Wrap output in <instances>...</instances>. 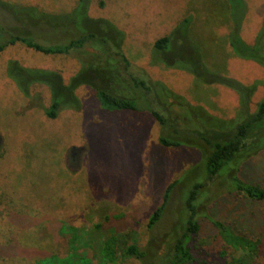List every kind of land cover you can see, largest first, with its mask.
<instances>
[{"label":"rangeland","instance_id":"1","mask_svg":"<svg viewBox=\"0 0 264 264\" xmlns=\"http://www.w3.org/2000/svg\"><path fill=\"white\" fill-rule=\"evenodd\" d=\"M1 1L61 18L54 31L50 27L37 30L39 35L33 39L42 46L67 45L87 33V27L89 32L97 29L93 20L109 22L116 29L113 39H120L118 32L124 39L106 44L93 40L64 55L20 44L0 53V264H163L180 232L187 193L205 176L203 151L187 145L163 146L164 132L149 112L105 110L87 86L75 91L79 101L75 108L65 107L56 119H50L46 112L53 104V91L37 84L26 94L16 81L15 66L53 73L50 77L61 76L64 86H69L83 73L84 63L92 64V56L102 55V46L120 49L133 68H140L193 108H202L206 113L194 116L205 119L204 123L236 120L242 100L225 83L257 84L251 97L254 112L264 101V66L239 57L230 45V1L89 0L86 16L82 12L74 17L69 16L80 0ZM244 2L247 11L241 37L255 46L264 36V0ZM85 18L90 20L86 24ZM71 19L78 23L76 30L65 28ZM185 21L179 36L185 41L190 31L199 47L207 69L201 78L182 69L188 65L187 52L194 56L191 42L187 41V49L170 46L180 59L175 67H169L171 58L165 59L155 48L158 40L176 33ZM0 22L8 29L18 24L1 7ZM244 165L240 177L264 190V150ZM176 182L163 217L149 230L151 216ZM223 187L217 180L207 189L200 213L228 222L255 207L241 194L228 195ZM258 208L264 218V204ZM201 220L203 231L196 244L214 253L220 263L264 264V258L246 262L243 253L212 232L206 217ZM112 238L117 259L106 262L105 243ZM130 245L145 252L142 261L125 255ZM243 259L246 263H240Z\"/></svg>","mask_w":264,"mask_h":264},{"label":"trees","instance_id":"2","mask_svg":"<svg viewBox=\"0 0 264 264\" xmlns=\"http://www.w3.org/2000/svg\"><path fill=\"white\" fill-rule=\"evenodd\" d=\"M231 3V20L233 29L229 34V42L239 57L255 60L264 66V36L255 42V46H249L241 37V25L245 17L247 6L244 0H229ZM89 0H80L78 7L71 16L74 17L82 12H87ZM0 7L11 14L18 22L16 27L10 29L3 27L0 22V37L5 43L0 44V53L9 45H23L24 47L36 50L45 54L64 55L71 51L83 49L90 41L98 40L100 44L119 41L124 37L122 33L119 40L113 39L116 29L103 20L90 21L85 18L84 23L92 22L97 29L87 27V33L82 34L78 39L71 40L67 45H56L46 47L34 41L33 36H38L39 28H48L54 31L58 28V16H53L39 11L37 8H29L5 3L0 0ZM68 17V18H69ZM188 21V20H187ZM185 21L176 33L170 34L155 43V48L160 50L163 57L171 58L169 67H175L180 59L170 52V46L180 49H187V41L193 44L194 56L188 53V65L182 66L198 78L205 76L206 67L201 63V52L198 46L192 41L190 31L184 39L179 34L182 27L186 26ZM189 24V22H188ZM187 24V25H188ZM72 19L65 28L77 29ZM181 28V29H180ZM56 33H53L55 35ZM179 40H182L181 43ZM263 42V43H262ZM186 45V46H185ZM102 46V45H101ZM102 55L92 56V62L84 63L86 66L82 74L76 76L69 86H64L61 76L47 73L43 70L25 69L15 66V76L20 88L27 94L31 85L45 84L53 91L54 101L51 109L46 112L47 117L56 119L62 109L75 108L79 104L75 91L81 86L91 87L96 93V98L101 106L108 111H147L160 124L164 135L160 142L165 147H181L184 145L199 147L203 151V172L205 176L202 181H197L189 190L186 197L184 219L177 230L180 232L175 236L173 242L163 258V264H223L221 260L209 252L206 248L196 244V239L203 231L201 219L209 220L213 225L212 232L218 233L221 239L230 247L243 253L246 262L264 258V218L258 208L264 204V190L258 185L244 181L240 174L243 173L245 165L250 159L257 156L264 150V101L256 111H251V97L256 91L257 84L247 87L236 81L225 83L237 91L241 97V108L236 120L204 123L197 113L203 116L206 113L202 108H193L190 104L182 101L177 95L170 91L164 84L153 81L140 68H133L124 52L101 47ZM191 63V64H189ZM201 64V66H200ZM203 66V67H202ZM175 100V102H174ZM177 105V106H176ZM176 108V109H175ZM170 137H173L171 139ZM200 172V167L198 168ZM219 180L227 190L228 195L241 194L245 201L253 203L251 207L240 214L239 220L228 222L219 221L212 214H202L199 211L200 201L207 193V189ZM172 184L164 194L163 204L155 210L151 216L148 228L154 229L163 217L169 201L170 194L175 187ZM262 234V235H261ZM116 243L114 238L106 241L104 260L114 262L116 256ZM126 256L142 261L145 252L136 245H130L126 250ZM234 262V261H232ZM231 262V264H233ZM235 262H237L235 260ZM244 259L240 263H244ZM245 262V263H246ZM61 264H63L61 262Z\"/></svg>","mask_w":264,"mask_h":264}]
</instances>
